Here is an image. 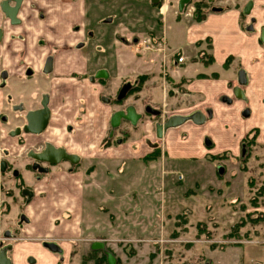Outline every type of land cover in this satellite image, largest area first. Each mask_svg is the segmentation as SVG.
Segmentation results:
<instances>
[{"label": "crops", "instance_id": "obj_1", "mask_svg": "<svg viewBox=\"0 0 264 264\" xmlns=\"http://www.w3.org/2000/svg\"><path fill=\"white\" fill-rule=\"evenodd\" d=\"M193 1L181 10L180 0H23L18 22L0 9V152L21 154L30 140H44L80 156L73 170L58 161L39 179L23 171L31 200L17 189L13 198L0 191V252L10 247L11 264H68L71 247L60 239L83 234L98 237L91 249L103 241L106 251L102 235L160 237L181 210L196 209L181 206L173 189L163 194L171 177L157 163L188 160L193 179L200 161L214 160L225 165L218 171L223 180L231 159L249 155L243 139L254 130L251 147L264 153V0H214L201 21ZM147 36L162 50H141ZM101 69L108 78L103 83L92 78ZM143 77L141 90L127 101L138 113L150 109V120L137 129L122 124L130 128L123 142L117 143L119 129L107 143L116 108L105 98ZM45 94L51 123L40 135H22L23 148L12 131L23 122L19 115L38 108ZM155 111L160 120L182 117L184 136L178 127L159 135ZM196 113L202 114L199 122ZM5 186L13 188L12 181ZM257 209L264 212V205Z\"/></svg>", "mask_w": 264, "mask_h": 264}, {"label": "rangeland", "instance_id": "obj_2", "mask_svg": "<svg viewBox=\"0 0 264 264\" xmlns=\"http://www.w3.org/2000/svg\"><path fill=\"white\" fill-rule=\"evenodd\" d=\"M149 120L146 117L144 123ZM180 125L173 127H178L177 135L182 136L185 130ZM130 128L120 131H130ZM243 140L246 141L245 138ZM247 147L249 157L231 159L226 164V175L222 173L223 180L218 178V171L225 165L211 162L214 160L207 161V164L205 161H200L199 165L196 163L200 172L193 179L188 160L176 159L173 162L168 159L164 162L163 159L157 163V168L169 172L171 177L166 181L163 194L168 196L176 191L179 204H190L196 212L181 210L177 222L175 219L165 223V231L162 230L160 237L147 241L139 237L130 240L120 236L118 230L114 238L102 235L107 250L118 257L116 264H264V212L257 209L264 205V153ZM209 164L213 172H210ZM175 172L185 175L183 180H179ZM118 224L122 226V223ZM89 236L83 234L82 238L60 239L68 249L71 247V255H67L68 264H108L104 249H91V241L97 236Z\"/></svg>", "mask_w": 264, "mask_h": 264}, {"label": "flooded vegetation", "instance_id": "obj_3", "mask_svg": "<svg viewBox=\"0 0 264 264\" xmlns=\"http://www.w3.org/2000/svg\"><path fill=\"white\" fill-rule=\"evenodd\" d=\"M197 2H207L210 5V3L212 4L214 2V0H195L192 2L193 5H195V7H196ZM1 10L4 13L2 8H1ZM6 17H8V16L6 15ZM254 22H255V18H253V20L250 21L245 26V29L248 31H252L254 29ZM147 38L150 40V46H151L150 49H144L143 48V41ZM157 45L158 44L154 43L152 38L148 37V36L144 37L141 40V50H144V51L145 50L146 51L157 50V49L162 50V49H160L161 47L159 45H158L159 46L158 47ZM98 73H101V75L98 76ZM98 73H96V75L92 78L96 79L98 81H101V82L102 81L106 82L108 79V78H105L106 71L104 69H101ZM3 85H5V80L2 79V77L0 76V87ZM125 86L128 87L126 90V93L122 98H120L119 95ZM141 88H142V82L140 79H137V81H135L132 85L130 83L123 82L114 94L110 95L108 98L104 97L111 105H113L116 108V110L113 112L112 116L118 110H124L125 112H127V109L130 106L134 107V109L136 111V115H138L135 122H133L130 119L123 118L119 126L113 127L111 124L112 134L108 135L107 143L110 144L112 142L116 130H119V129L123 130V128L121 127L122 124H125V127H128V126H126V123H127V124H129V126L132 129L136 128L139 124H142V123L145 124L144 122L146 121L147 112L150 109H145L142 113H138L137 109L134 105L129 104V103L126 104L128 98L131 95H135L136 93H138L141 90ZM45 99H47V106L50 110V116H49V119H48V122H47L45 128L43 129V131L41 133H38V134L32 133V132H26L24 130V126L27 124V118H26L27 114L30 111L41 109L43 107L42 103ZM152 113H154V112L152 111ZM156 115L154 116V118H156V129H157V124L165 122L168 118L160 120L161 119V117L159 116L160 113L156 112ZM4 118L6 120V117H4ZM19 118H21V120L23 122L17 128V132L12 131L13 135H11V136L20 137L18 144L22 145V147L24 148V146L26 144V140L24 138H21L22 135H24V134H30L33 136L34 135H40L48 128V126L51 123L52 111H51V108L49 107V95H47V94L43 95V97L41 98V101H40V106L38 108L31 109V110L27 111L26 113L19 115ZM72 127L73 126L70 127V130L72 129ZM121 134H122V137L118 138L117 143L123 142V138H125L129 134V132L125 130ZM146 143H148V145H150L151 147L157 148V144L151 143L148 139H146ZM3 151L5 154L2 155V152H0V161L5 160L7 162V165H6V168L4 171H0V191H3L7 197H11V198L14 197V190L15 189H17L19 191L18 192L19 196L23 197L24 199L28 200L30 198V200H31L33 197L34 191L32 188V184L30 183V187L26 184L25 178L23 176V171H28L30 173V180H32L36 177H37V179H39L40 173L48 172L52 165L58 164L60 162H63V161L68 162L71 166L70 170H73L74 167H76L78 164H80V156L77 153L70 151V149L66 145H62V146H59L56 148L54 146V144H52L49 141H44V140L38 141L37 143H35V145L33 144V140L32 141L30 140V147L26 151L22 152L21 154L11 155V153L8 151L7 148L3 149ZM26 156H28L30 159L27 160ZM10 157H14L15 159L10 158ZM57 159L59 161L58 163L53 162L54 160H57ZM15 161H19V162H15ZM37 173H38V175H36ZM9 180L12 181V183H13L12 187L13 188H11V187L7 188L5 186V182L9 181ZM6 246H5V248H6Z\"/></svg>", "mask_w": 264, "mask_h": 264}, {"label": "water", "instance_id": "obj_4", "mask_svg": "<svg viewBox=\"0 0 264 264\" xmlns=\"http://www.w3.org/2000/svg\"><path fill=\"white\" fill-rule=\"evenodd\" d=\"M162 0H152L153 3L157 4L159 2H161ZM23 0H2L1 2V8L3 9L4 13L12 20V22H18V18H17V14H18V10L22 4ZM13 3V4H12ZM189 3V0H180V8L181 10L184 8L185 4ZM2 35V31L0 30V38ZM262 38L264 39V29L262 32ZM49 66V65H48ZM50 67H48L47 69H49ZM101 73H98V76H100ZM127 86H125L119 97L122 98L127 90ZM42 108L38 109V110H34V111H30L27 114V124L24 126V130L26 132H32V133H41L43 131V129L45 128L49 116H50V110L47 106V99H45L42 103ZM138 115H136V111L134 109V107L130 106L127 109V112H125L124 110H118L114 113V115L112 116L111 119V124L113 127H117L120 125L121 121L123 118L126 119H130L133 122L136 121ZM200 118H202V114L201 113H196L194 116V120L196 122H199ZM184 119L180 116H172L170 118H168L165 122L163 123H159L157 124V132L159 135H162L163 131L179 125L181 123H183ZM53 162H58L57 160H54ZM7 162L5 160L0 161V171H4L6 168ZM221 172L223 171V169L220 170ZM52 250L54 251H58L60 248L57 244L55 243H46ZM10 248V247H9ZM7 248V249H9ZM92 248L95 250H100V249H104L105 253L107 255V262L108 264H116L117 263V259L115 257V255L112 252L106 251L105 249V244L103 241H94L92 244ZM7 249H3L0 252V264H11L10 259L8 258L7 255Z\"/></svg>", "mask_w": 264, "mask_h": 264}, {"label": "trees", "instance_id": "obj_5", "mask_svg": "<svg viewBox=\"0 0 264 264\" xmlns=\"http://www.w3.org/2000/svg\"><path fill=\"white\" fill-rule=\"evenodd\" d=\"M208 6H209V4L207 2H197L196 3V17H195V19L197 21H201V20H203L206 17L207 13L209 12V9H206V7H208ZM207 57H208V59L206 60V62H208V63L212 62V59H213L212 56H207ZM143 80H144V77L141 78V82H143ZM256 134H257V131L254 130V131L250 132L245 137L246 141H244V142L246 143V145L251 146V145H253L255 143ZM107 141H108V139L106 140V142ZM157 154H160L159 150H157ZM218 158H221V156H218ZM104 256H105V258L107 260L106 253H104Z\"/></svg>", "mask_w": 264, "mask_h": 264}, {"label": "built area", "instance_id": "obj_6", "mask_svg": "<svg viewBox=\"0 0 264 264\" xmlns=\"http://www.w3.org/2000/svg\"><path fill=\"white\" fill-rule=\"evenodd\" d=\"M143 48L144 49H150L151 48V46H150V40L148 38L143 41ZM178 60L180 62H182L183 61V57H179Z\"/></svg>", "mask_w": 264, "mask_h": 264}]
</instances>
